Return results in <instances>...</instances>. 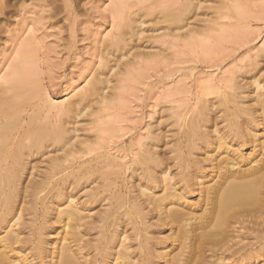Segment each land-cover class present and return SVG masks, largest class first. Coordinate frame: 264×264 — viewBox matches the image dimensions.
<instances>
[{"label": "bare ground", "instance_id": "obj_1", "mask_svg": "<svg viewBox=\"0 0 264 264\" xmlns=\"http://www.w3.org/2000/svg\"><path fill=\"white\" fill-rule=\"evenodd\" d=\"M175 1L179 25L196 5ZM124 26L117 58L138 34ZM23 46L0 82V264H264V74L179 115L165 151L152 134L129 163L80 161L78 119L102 104L107 73L46 108Z\"/></svg>", "mask_w": 264, "mask_h": 264}, {"label": "rangeland", "instance_id": "obj_2", "mask_svg": "<svg viewBox=\"0 0 264 264\" xmlns=\"http://www.w3.org/2000/svg\"><path fill=\"white\" fill-rule=\"evenodd\" d=\"M194 2L176 25L169 22L175 0H0V82L23 45L40 87L34 101L46 108L72 100L105 71V98L78 119L75 140L82 152L74 157L107 153L129 163L152 134L163 136L165 151L179 115L201 100L216 102L224 86L243 75L249 82L250 70L264 74V0ZM126 23L138 34L117 58L110 42Z\"/></svg>", "mask_w": 264, "mask_h": 264}]
</instances>
